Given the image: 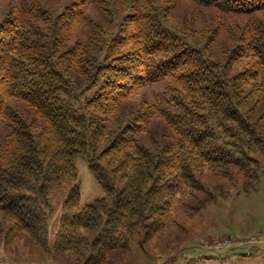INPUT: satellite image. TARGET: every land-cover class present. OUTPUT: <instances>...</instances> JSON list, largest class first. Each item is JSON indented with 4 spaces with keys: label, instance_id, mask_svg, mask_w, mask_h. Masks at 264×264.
Returning a JSON list of instances; mask_svg holds the SVG:
<instances>
[{
    "label": "trees",
    "instance_id": "obj_1",
    "mask_svg": "<svg viewBox=\"0 0 264 264\" xmlns=\"http://www.w3.org/2000/svg\"><path fill=\"white\" fill-rule=\"evenodd\" d=\"M191 1L222 13L264 10V0ZM75 5L52 16L26 0L16 19L0 23V122L9 128L0 145V220L11 221L8 233L26 231L36 240L48 193L78 179L81 154L106 195L82 207L79 185L71 186L57 247L86 257L91 238L83 230L94 231L96 253L82 264H103L128 248L137 225L151 219L159 229L180 194L203 189L198 176L206 168L224 177L238 169L257 179L254 154L264 156V21L243 27L228 62L249 63L232 74L228 63L208 59L168 25L163 8L149 3L126 15L103 52L58 49L62 30L85 11L83 1ZM162 81L166 88L144 100L142 111L116 129L108 125L124 101ZM258 108L262 115L255 117ZM156 119L172 140L151 148L140 135Z\"/></svg>",
    "mask_w": 264,
    "mask_h": 264
},
{
    "label": "rangeland",
    "instance_id": "obj_2",
    "mask_svg": "<svg viewBox=\"0 0 264 264\" xmlns=\"http://www.w3.org/2000/svg\"><path fill=\"white\" fill-rule=\"evenodd\" d=\"M31 1L49 10L52 16L83 1L85 11L78 16L76 24L62 30L64 38L59 41L58 49L63 51L76 45L97 54L101 49L103 52L126 15L149 3L166 11L168 25L186 42L211 61L224 65L234 55L243 27L264 21V10L252 14L222 13L191 0ZM24 4L26 0H0V23L16 19ZM234 61L233 58L229 64L232 74L243 71L249 63V59L243 58L233 66ZM67 66L76 83L86 82L76 66ZM166 86L167 82L162 81L140 88L121 104L108 125L118 128L142 111L140 104L144 100H153ZM261 110L258 108L255 117L262 115ZM149 129L140 138L151 148H155L157 141L172 140V133L160 119L153 120ZM8 133L7 125L0 122V145L4 146ZM254 155L259 161L252 167L257 171L256 180L238 169L224 177L206 168L198 176L203 189L180 194L170 209L168 221L159 229H154L156 225L153 226L151 219L137 225L128 236V248L112 252L103 264H264V156ZM75 165L78 179L48 193L46 215L36 240L26 231L8 233L11 221L0 220V264H82L96 253L97 248H92L94 231L83 230L91 238L90 246H85L87 252L90 250L86 257L57 247V235L66 213L65 197L71 186L79 185L82 207L106 195L83 155L76 156ZM219 242L227 245L220 247Z\"/></svg>",
    "mask_w": 264,
    "mask_h": 264
},
{
    "label": "built area",
    "instance_id": "obj_3",
    "mask_svg": "<svg viewBox=\"0 0 264 264\" xmlns=\"http://www.w3.org/2000/svg\"><path fill=\"white\" fill-rule=\"evenodd\" d=\"M225 245H227V242H219L220 247L225 246Z\"/></svg>",
    "mask_w": 264,
    "mask_h": 264
}]
</instances>
